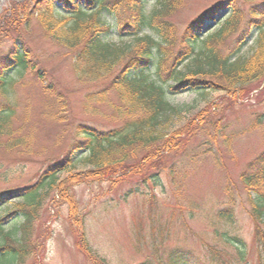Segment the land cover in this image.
Listing matches in <instances>:
<instances>
[{
  "label": "trees",
  "instance_id": "1",
  "mask_svg": "<svg viewBox=\"0 0 264 264\" xmlns=\"http://www.w3.org/2000/svg\"><path fill=\"white\" fill-rule=\"evenodd\" d=\"M179 1H159L148 16L144 15L143 0H28L26 4H7L0 19V46L11 42L4 57H0V139H10L14 131L10 126L16 115L12 93L26 72L55 98L59 114L66 108L64 98L54 83L46 81L45 70L25 42V34L39 16L43 17L39 22L46 33L44 38L66 49L72 75L78 84L88 88L83 97L84 114L97 117L99 113L106 122L118 126L103 131L78 124L62 161L53 165L56 168L49 167L31 186L0 192V264H26L34 255L38 245L34 224L43 197L53 188L60 194V201L70 205L74 201L71 190L87 183L107 184V194L123 183L133 182L121 196L122 201H127L153 195L162 186L163 172L173 181L179 169L177 162L166 168L165 159L170 154L186 155V147L178 143L182 133L172 130L171 123L183 112L170 101L171 97L208 90L234 94L264 82V0H243L250 4L249 17L226 53L220 45L235 16H239L236 1L214 5L181 33L166 19ZM227 10L219 29L202 36L204 24L215 22L217 14ZM143 28L150 33L140 34ZM249 41L251 55L242 58L240 51ZM98 103L106 104L108 111L97 110L94 106ZM57 111L45 114L59 121ZM203 127L201 132L205 133ZM28 139L19 137L13 143L28 149L26 145L30 144H24ZM77 161L90 168L81 175L85 182H73L70 177L58 185L55 170L64 171ZM240 181L255 197V207L264 206V150L246 165ZM11 200L20 202L7 209ZM73 205L71 219L75 221L78 216L82 221ZM217 216L231 221L227 209L219 210ZM227 238L243 262V242ZM256 243L257 264H264L262 234L256 235ZM83 248L93 255L86 242ZM188 259L182 252L172 251L166 264H189Z\"/></svg>",
  "mask_w": 264,
  "mask_h": 264
},
{
  "label": "rangeland",
  "instance_id": "2",
  "mask_svg": "<svg viewBox=\"0 0 264 264\" xmlns=\"http://www.w3.org/2000/svg\"><path fill=\"white\" fill-rule=\"evenodd\" d=\"M10 1L28 2L0 0V19ZM159 1L163 2L143 0L144 15L156 9ZM226 1L180 0L166 19L181 33L199 15ZM235 1L239 16H235L229 33L223 36L220 47L224 53L241 34L249 17L250 4ZM227 13L228 10L220 11L215 22H206L202 36L217 31ZM39 19L43 17L34 18L25 42L45 70L46 81L54 83L64 98L66 108L59 114L55 98L30 72L17 83L12 93L16 108L10 122L13 136L0 139V192L31 186L49 167L61 162L78 124L103 131L118 126L106 122L99 113L97 117L84 114L83 97L88 88L78 84L72 75L66 49L44 38L46 33ZM148 33L147 28L140 32ZM10 43L0 46L1 58ZM251 49L249 41L239 56L248 58ZM263 89L264 82L234 94L208 90L171 97L170 101L183 112L171 123L172 130L182 133L178 143H185L186 147V155L170 154L165 159L166 168L177 162L175 179L170 181L163 172L162 186L153 195L127 201H122L121 196L133 182L123 183L107 194V184L74 187L73 204L82 221L78 216L75 221L71 219L74 205L60 201V194L53 188L43 197L34 224L38 245L26 264H166L172 251L189 256V264H257L256 235L264 236V206L255 207L256 199L241 184L240 174L264 150ZM94 107L100 112L108 111L104 103ZM50 110L57 111L59 121L51 119L47 114L52 113ZM202 126L205 133L201 132ZM19 137H29V142L24 143L30 144L26 145L28 149L14 145L13 140ZM59 170H55L58 185L70 177L73 182H85L81 175L90 168L77 161L73 167ZM102 191L105 194L99 196ZM19 202L11 200L7 209ZM223 209H227L231 221L218 218L217 213ZM227 237L243 242V262ZM84 242L93 255L84 250Z\"/></svg>",
  "mask_w": 264,
  "mask_h": 264
}]
</instances>
